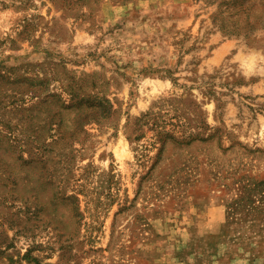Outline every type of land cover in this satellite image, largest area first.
<instances>
[{
  "label": "rangeland",
  "instance_id": "374dc122",
  "mask_svg": "<svg viewBox=\"0 0 264 264\" xmlns=\"http://www.w3.org/2000/svg\"><path fill=\"white\" fill-rule=\"evenodd\" d=\"M0 264H264V0H0Z\"/></svg>",
  "mask_w": 264,
  "mask_h": 264
}]
</instances>
